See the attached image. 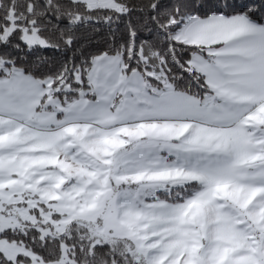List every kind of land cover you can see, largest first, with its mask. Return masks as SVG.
I'll list each match as a JSON object with an SVG mask.
<instances>
[{"label":"snow or ice","instance_id":"snow-or-ice-1","mask_svg":"<svg viewBox=\"0 0 264 264\" xmlns=\"http://www.w3.org/2000/svg\"><path fill=\"white\" fill-rule=\"evenodd\" d=\"M0 264H264V0H0Z\"/></svg>","mask_w":264,"mask_h":264}]
</instances>
